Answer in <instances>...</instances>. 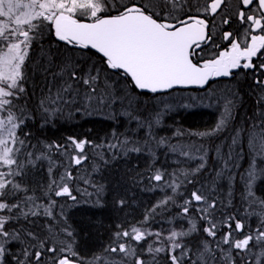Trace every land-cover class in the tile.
Segmentation results:
<instances>
[{"label":"snow or ice","instance_id":"1","mask_svg":"<svg viewBox=\"0 0 264 264\" xmlns=\"http://www.w3.org/2000/svg\"><path fill=\"white\" fill-rule=\"evenodd\" d=\"M190 87L216 122L161 135L150 102ZM81 120L109 131L44 135ZM138 183L159 199L83 255L71 209ZM262 184L264 0H0V264H264Z\"/></svg>","mask_w":264,"mask_h":264},{"label":"trees","instance_id":"2","mask_svg":"<svg viewBox=\"0 0 264 264\" xmlns=\"http://www.w3.org/2000/svg\"><path fill=\"white\" fill-rule=\"evenodd\" d=\"M227 81H221L215 87H224ZM196 93L203 91L191 90ZM246 89H242V92ZM190 91L176 90L171 95H164L160 100H152L150 103L156 104L158 107H163L165 99H169L174 95H178L179 100H174L172 104L174 109L167 113L164 118V130L161 135H170L173 130L185 129L193 132L210 128L217 120L218 113L212 108L203 106L185 107L190 104V100L185 98ZM148 100L147 95L143 97ZM251 100L248 96H244L243 106L239 110V115H243L246 111H250ZM84 124L81 121H74L73 124ZM92 130L93 137H103L109 131V124L106 121L95 120L88 124H84L83 128H73L72 124H61L45 131L44 135L50 139H60L64 136L73 134L74 132H87ZM163 159V158H162ZM170 162V161H168ZM139 163L143 169V160L137 161L134 157L125 164L119 162L117 167L124 171L125 169L133 168ZM239 164L245 165L247 161H238ZM107 176V173H105ZM264 187V184L261 185ZM130 189V190H129ZM90 190V189H89ZM129 197V204L122 211L117 210L113 204L114 193L107 192L104 198V207L97 208L87 203H82L79 207H74L70 211V222L78 231L81 232L83 239L81 240L82 254L88 256L93 250L98 249L101 245L106 244L108 237L114 231L115 226L123 221L134 222L142 217L146 209L150 208L160 197V193L151 190H145L144 184L129 185L128 189H124ZM71 203V202H70Z\"/></svg>","mask_w":264,"mask_h":264},{"label":"rangeland","instance_id":"3","mask_svg":"<svg viewBox=\"0 0 264 264\" xmlns=\"http://www.w3.org/2000/svg\"><path fill=\"white\" fill-rule=\"evenodd\" d=\"M203 95H205V91L200 92V93L199 92L196 93V92L190 91V92H188V94H187V96L185 98H187V100H190L191 97H199V96H203ZM179 98L180 97L178 95H174L173 97H171L169 99H165L163 101V103H173L174 100H179ZM190 103L192 105H195V106H198V107L201 106L200 103H199V101L193 102V101L190 100Z\"/></svg>","mask_w":264,"mask_h":264},{"label":"water","instance_id":"4","mask_svg":"<svg viewBox=\"0 0 264 264\" xmlns=\"http://www.w3.org/2000/svg\"><path fill=\"white\" fill-rule=\"evenodd\" d=\"M188 89H199V88H196V87H190V88H188Z\"/></svg>","mask_w":264,"mask_h":264}]
</instances>
